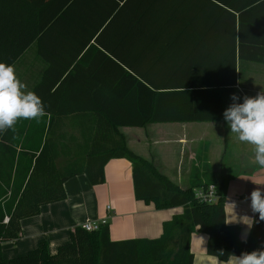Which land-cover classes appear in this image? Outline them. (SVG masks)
<instances>
[{"label":"trees","instance_id":"trees-1","mask_svg":"<svg viewBox=\"0 0 264 264\" xmlns=\"http://www.w3.org/2000/svg\"><path fill=\"white\" fill-rule=\"evenodd\" d=\"M33 41L50 64L62 67L51 75L49 66L46 88L86 66L88 100L72 103L68 112H88L94 125L84 161L75 151L65 167L52 164L47 141L24 165H15L13 151L0 149V243L19 236L22 218L64 199L68 178L83 173L91 184L103 183L111 158L131 162L137 200L182 211L164 221L154 239L112 241L108 222L95 231L78 225L54 253L45 242L12 258L0 249V264H192L194 231L207 235L206 252L222 261L264 248L258 213L245 241L240 226L227 223L222 183L179 186L132 151L119 131L224 121V89L236 84L241 61L264 64V0H0V63L12 65ZM76 161L81 164L72 166ZM208 184L218 193L212 204L194 197V188Z\"/></svg>","mask_w":264,"mask_h":264},{"label":"crops","instance_id":"crops-1","mask_svg":"<svg viewBox=\"0 0 264 264\" xmlns=\"http://www.w3.org/2000/svg\"><path fill=\"white\" fill-rule=\"evenodd\" d=\"M43 51L47 55L53 49ZM50 65L51 75L62 68L54 61L50 64L39 53L36 41L12 64L24 90L35 91L48 109L41 117L18 119L12 128L0 132V149L14 152L15 165L29 163L27 155L38 154L45 141L54 151L52 164L59 168L71 165L75 151L82 152L79 160L84 161L89 149L90 129L94 125L89 121L91 114L68 112L72 103L88 100L86 66L79 67L80 72L61 84L46 88L42 78ZM259 92H264V64L241 61L236 84L224 89L227 106L232 103L233 94L242 102L243 97H254ZM192 124L194 122L153 123L144 127L122 126L119 131L132 151L152 162L159 172L179 186L185 187L190 181L222 183L226 188V221L240 226L239 239L245 241L255 214L250 206V194L264 188V169L256 164L254 146L240 142L225 121ZM175 126L180 128L178 132ZM103 175V183L94 185L83 173L68 178L63 184L64 199L44 204L36 215L22 218L19 236L0 243L3 257L25 255L41 242L46 243L49 253H54L69 240L76 226L89 219L106 218L112 241L154 239L161 235L162 223L182 211V207L156 209L152 202L137 200L132 164L125 158L109 159ZM206 243V234L199 231L191 234L192 264H234L235 256L222 261L209 255Z\"/></svg>","mask_w":264,"mask_h":264},{"label":"clouds","instance_id":"clouds-1","mask_svg":"<svg viewBox=\"0 0 264 264\" xmlns=\"http://www.w3.org/2000/svg\"><path fill=\"white\" fill-rule=\"evenodd\" d=\"M24 88L14 67L0 63V132L12 128L18 119L44 115L41 99ZM240 99L235 94L231 96L232 103L223 112L224 121L240 142L254 146L256 164L264 169V92L238 102ZM250 206L264 220V195L260 188L251 192ZM234 264H264V248L235 256Z\"/></svg>","mask_w":264,"mask_h":264},{"label":"built area","instance_id":"built-area-1","mask_svg":"<svg viewBox=\"0 0 264 264\" xmlns=\"http://www.w3.org/2000/svg\"><path fill=\"white\" fill-rule=\"evenodd\" d=\"M194 197L197 201L203 202V203H215L218 199V193L216 190V187L214 184H208L205 187H196L194 188ZM109 208V206H107ZM4 220H7V217H5ZM107 223L106 218L98 219V220H85L83 221L80 226L82 229L86 231H95L97 230L101 225H104Z\"/></svg>","mask_w":264,"mask_h":264},{"label":"rangeland","instance_id":"rangeland-1","mask_svg":"<svg viewBox=\"0 0 264 264\" xmlns=\"http://www.w3.org/2000/svg\"><path fill=\"white\" fill-rule=\"evenodd\" d=\"M207 123H209V122H207ZM206 122H204V123H202V122H194V124H192V125H196V126H198V125H209V124H207ZM179 125H181V123H179ZM176 127V126H175ZM175 129V128H174ZM178 130H180V128L179 127H176V132H178ZM129 136V135H128ZM78 159V158H77ZM78 161V160H77ZM77 161H76V164H73L72 166H76V165H80L81 163H77ZM76 168V167H75ZM189 184V183H188ZM188 186V185H187ZM187 186H185V187H187Z\"/></svg>","mask_w":264,"mask_h":264}]
</instances>
